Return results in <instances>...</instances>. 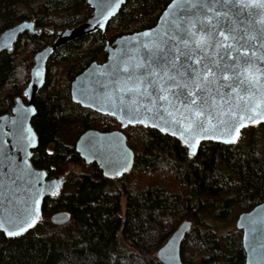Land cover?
Listing matches in <instances>:
<instances>
[{"label": "trees", "instance_id": "trees-1", "mask_svg": "<svg viewBox=\"0 0 264 264\" xmlns=\"http://www.w3.org/2000/svg\"><path fill=\"white\" fill-rule=\"evenodd\" d=\"M170 1L128 0L106 32L66 44L49 61L36 100L39 145L32 161L50 177L65 174L66 183L45 201L31 231L13 238L0 231V264H163L157 251L185 220L192 227L181 247L184 264H246L243 232L233 224L264 200V123L244 129L236 144L205 141L194 156L173 136L129 126L135 164L114 178L76 151L86 130L121 125L75 103L73 80L92 62L107 59L108 38L153 27ZM92 12L86 0H0V34L31 19L48 28L23 33L12 51L0 54V115L17 97L27 100L33 57L55 38L49 29L79 25ZM61 210H69L71 219L53 223L52 215Z\"/></svg>", "mask_w": 264, "mask_h": 264}, {"label": "water", "instance_id": "water-1", "mask_svg": "<svg viewBox=\"0 0 264 264\" xmlns=\"http://www.w3.org/2000/svg\"><path fill=\"white\" fill-rule=\"evenodd\" d=\"M86 1L93 8L92 15L83 23L73 27L58 30L49 29L50 33L55 34V38L52 43L39 50L33 57L30 80L24 90L27 100L17 97L12 109L0 115V220L13 216L18 208L28 207L32 209V219L36 221L31 227L25 226L26 231L15 236L7 235L4 229L0 228V231L9 238L22 236L35 228L43 217L45 201L58 194L66 183L65 174L50 177L46 169L35 166L32 161L33 151L39 145V136L33 126V118L37 113V95L46 82L48 63L54 54L66 44L98 31L106 32L111 19L120 12L128 0H119V3L112 0L116 7L112 9L111 15L106 14L107 19L98 15L97 5L100 0ZM172 3L173 0L169 2L153 27L121 35L113 43L107 41L105 46V51L108 53L107 60L101 63L92 62L72 82L71 97L75 103L101 114L112 116L121 125V129L114 130L90 128L79 136L75 145L76 151L85 163H96L108 178L123 176L134 167L135 152L129 145L128 136L123 130L129 126L142 125L173 136L187 147L190 156H194L205 141L236 144L244 129L264 123V119H259L256 114L252 115L258 120L257 123L239 119L241 112L236 109V105L239 104L243 109L245 104L252 106L251 100L250 98L239 101L234 99L235 94L229 95L231 90L223 79L218 82L222 86L220 94H213L214 107L209 109V113L213 124H217L218 120L224 121V123L217 124L216 130L208 132L203 138L186 143L176 128L169 127L158 119H151V114L148 113L142 117L143 123L140 122V118L130 122L131 117L127 115L126 105L132 103L133 97L130 93L121 92L123 86L121 81L125 78L121 61L127 59L128 56L135 55L141 42H149L154 33L167 28L166 21L173 11L170 7ZM249 12L253 13L251 19L259 23L261 15H264V8L253 5L242 14L243 20L249 19ZM47 30L46 27H38L35 19L21 21L5 29L0 34V54L4 51H12L23 33H41ZM145 32H149L148 37L141 35ZM252 51H255L257 56L264 55V50L260 49L259 44L255 49H249V52ZM139 54L144 55V50L139 49ZM117 65L121 67L120 76L115 74ZM258 67L264 68V61H260ZM243 95L242 92L241 96ZM135 101L141 106L142 112L144 107L151 106V101L147 97H135ZM261 108H264V105ZM260 110L257 109V112ZM231 111H236V115H231ZM242 114L247 117L250 113L244 111ZM240 123L245 126L239 128V135L235 142H229L231 138L224 133L232 130L234 134L233 124ZM163 128H168V130L164 131ZM173 132L176 134L173 135ZM216 136L220 138H213ZM190 144H195V147H191ZM70 219L71 212L69 210L57 211L51 217L55 224H65ZM6 227L7 224H5ZM191 227V220L183 221L157 251V257L163 264H184L181 247ZM236 227L243 232L246 264H264V200L251 210L240 213L236 220Z\"/></svg>", "mask_w": 264, "mask_h": 264}, {"label": "snow or ice", "instance_id": "snow-or-ice-1", "mask_svg": "<svg viewBox=\"0 0 264 264\" xmlns=\"http://www.w3.org/2000/svg\"><path fill=\"white\" fill-rule=\"evenodd\" d=\"M253 5L264 8V0H173L167 28L154 33L149 42H141L135 55L121 61L125 77L121 92L133 97L132 103L126 105L130 122L140 118L143 123L142 117L148 113L151 119L176 128L186 143L203 138L214 132L217 124L224 123L218 120L213 124L209 113L214 107L213 94H220L221 79L227 82L229 95L235 94L234 99L251 100L252 106L245 104L241 109L236 105L240 120L257 123L252 114L264 119V68L258 67L264 55L249 52L257 44L264 50V15L259 23L251 19L252 12L248 13V20L242 18ZM97 7L98 15L107 19L116 4L100 0ZM141 35L148 37L149 32ZM139 49L144 50V55L139 54ZM115 74L120 76V65ZM135 97L149 98L151 106L142 112ZM244 111L250 114L245 117ZM231 115L235 116L236 111H231ZM244 126L233 124L234 134L232 130L224 133L231 138L229 142H235L239 128ZM32 217V209L18 208L13 216L0 220V228L9 236L19 235L26 231L25 226L36 222Z\"/></svg>", "mask_w": 264, "mask_h": 264}, {"label": "rangeland", "instance_id": "rangeland-1", "mask_svg": "<svg viewBox=\"0 0 264 264\" xmlns=\"http://www.w3.org/2000/svg\"><path fill=\"white\" fill-rule=\"evenodd\" d=\"M115 39L116 38H114L112 41H110V38H108L107 39V41H110L111 43H113L114 41H115ZM108 54V53H107ZM101 56H103V55H101ZM107 58H108V56H107ZM107 60V59H106ZM104 58H100L99 60H98V62H104V61H106ZM119 129H121V127L119 128ZM124 130V132L127 134L128 132H131L132 130L130 129V127H127V128H125V129H123ZM68 168H70V167H68ZM74 168L76 169V170H80L81 169V167L80 166H74ZM238 218V217H237ZM237 218L235 219V222H234V224H233V227H236V220H237Z\"/></svg>", "mask_w": 264, "mask_h": 264}]
</instances>
